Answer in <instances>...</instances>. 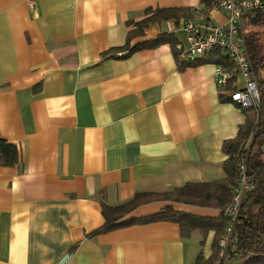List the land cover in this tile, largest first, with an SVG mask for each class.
<instances>
[{"label":"crops","instance_id":"1","mask_svg":"<svg viewBox=\"0 0 264 264\" xmlns=\"http://www.w3.org/2000/svg\"><path fill=\"white\" fill-rule=\"evenodd\" d=\"M167 7L199 0H0V138L20 152L0 167V264H205L211 256L212 231L201 249L199 233L183 237L169 221L89 235L103 223L101 200L116 206L137 192L222 178V143L245 122L228 92L219 99L216 64L180 69L169 43L101 58L125 44L133 22ZM208 17L225 24L228 12ZM184 20L149 24L129 46L172 26L184 47ZM165 205L220 213L156 200L129 216Z\"/></svg>","mask_w":264,"mask_h":264},{"label":"trees","instance_id":"2","mask_svg":"<svg viewBox=\"0 0 264 264\" xmlns=\"http://www.w3.org/2000/svg\"><path fill=\"white\" fill-rule=\"evenodd\" d=\"M219 0H199V7L208 13ZM194 8L167 7L152 10L146 18L133 22V28L129 30L127 41L124 45L113 47L102 52L101 58L126 57L133 51L143 48L155 47L161 43H169L176 57L178 68L184 66H195L203 63H214L230 67L229 60L218 50H211L206 55L186 60L177 49V40L166 31L160 33L154 39L129 46L128 40L135 35L143 34V30L153 23L173 20L177 22L180 18L188 19L193 14ZM148 11V10H147ZM264 20V12L255 14L256 22ZM247 49L250 54L257 76L264 70V55L255 34H247ZM234 78L229 80L220 91L219 99H223L224 92L230 94L234 91ZM260 93V107H241L245 114V122L238 129L237 135L232 139L224 140L222 150L226 155L222 163L224 176L199 183H187L173 187L161 192H137L134 196L116 206H109L101 200V214L103 223L92 230L89 235L105 233L113 229L130 226L133 224H146L156 221H169L177 223L180 234L188 237L192 233L207 236L208 232L214 233L211 242L212 254L205 264H209L215 258L218 241L223 233L226 218L224 208L230 203L232 189L237 179L236 162L240 155L247 151V176L253 183V188L247 192L241 204V211L236 224L237 249L231 259L239 260V264H264V78L258 79ZM238 106V105H237ZM240 107V106H239ZM20 152L17 144L0 138V167L13 166L19 162ZM156 200L179 202L200 207H211L220 211L218 217H207L178 211L169 205H165L159 211L140 216L131 217L130 212L135 207ZM203 239L200 240V245ZM201 262V255L197 256V263Z\"/></svg>","mask_w":264,"mask_h":264},{"label":"built area","instance_id":"3","mask_svg":"<svg viewBox=\"0 0 264 264\" xmlns=\"http://www.w3.org/2000/svg\"><path fill=\"white\" fill-rule=\"evenodd\" d=\"M212 9L228 12L225 24H215L208 13L194 8L193 14L182 22L186 45H178L181 55L186 60L206 55L211 50H218L226 56L231 66L216 64L214 80L219 87L234 78L235 89L229 94L231 102L240 107L258 109L260 93L257 74L254 69L246 43L245 22L255 20V14L264 12V0H219ZM211 9V10H212ZM174 30L168 26L167 31ZM240 78L241 85L237 86ZM247 151L236 162L237 179L232 189L231 201L224 208L226 224L218 241L215 258L209 264H227L237 249L235 228L241 211V204L247 192L253 188L247 176Z\"/></svg>","mask_w":264,"mask_h":264},{"label":"rangeland","instance_id":"4","mask_svg":"<svg viewBox=\"0 0 264 264\" xmlns=\"http://www.w3.org/2000/svg\"><path fill=\"white\" fill-rule=\"evenodd\" d=\"M245 29H246V36L247 34H255V36L258 38V43L261 46V53L264 55V20L253 22L248 20L245 22ZM264 78V70H261L259 75L257 76V79ZM206 237H201L200 239H203V243L200 245L201 249L203 248V245L205 243ZM207 249V248H205ZM204 249V251H205ZM239 260H236L234 258L230 259L227 263L228 264H239Z\"/></svg>","mask_w":264,"mask_h":264}]
</instances>
